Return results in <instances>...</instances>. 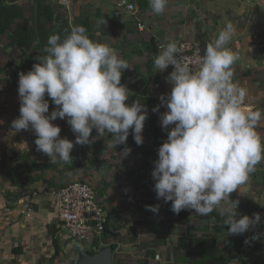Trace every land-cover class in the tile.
Instances as JSON below:
<instances>
[{
  "label": "crops",
  "instance_id": "crops-1",
  "mask_svg": "<svg viewBox=\"0 0 264 264\" xmlns=\"http://www.w3.org/2000/svg\"><path fill=\"white\" fill-rule=\"evenodd\" d=\"M118 2L133 4L135 11L123 8L116 16ZM254 7L264 11V0H169L160 15L152 12L149 0H69L67 5L61 0H0V79H7V120L0 116V144L7 145L6 151L0 150V264H76L81 250L61 231L49 191L79 181L92 185L105 207L104 247L113 249V264H264L262 162L249 181L208 216L194 210L173 213L171 202L157 199L152 178L158 149L167 140L160 121L167 109L160 96L172 90L167 77L173 69L154 70L159 45L191 41L205 52L229 22L236 29L233 37L243 34ZM76 25L129 63L121 83L135 95L127 103L139 98L149 118L141 146L130 130L125 145H107L111 136L96 139L74 147L71 165L52 164L37 151L32 130L16 132L11 127L20 115L19 73L38 62L51 35L63 37ZM230 48L239 57L234 81L248 92L245 110L264 109V30ZM49 103L50 114L56 106ZM157 106L159 112H153ZM53 123L61 127V138L75 141L66 120ZM257 131L264 137V120ZM126 148L131 149L128 154ZM235 201L237 219L260 213L261 221L242 235L229 236L225 212L235 210ZM146 205H160L159 212L146 210Z\"/></svg>",
  "mask_w": 264,
  "mask_h": 264
},
{
  "label": "clouds",
  "instance_id": "clouds-1",
  "mask_svg": "<svg viewBox=\"0 0 264 264\" xmlns=\"http://www.w3.org/2000/svg\"><path fill=\"white\" fill-rule=\"evenodd\" d=\"M168 2L149 0V6L160 15ZM235 30L229 22L218 32L196 70L175 42L161 44L153 59L154 70L172 66L173 71L167 77L171 92L160 96L167 109L160 116L167 140L158 149L152 178L157 199L171 202L170 210L177 215L194 210L208 216L264 161V137L257 131L264 109L246 111L247 89L233 78L239 57L229 45ZM43 52L31 70L19 73L20 115L11 124L16 132L32 130L37 151L52 164L71 165L74 147L96 139L111 136L107 145H125L130 130L137 146L143 145L148 109L139 98L127 103L135 93L121 80L130 65L114 48L93 41L84 26L76 25L63 37L51 35ZM49 100L56 106L50 114ZM57 119L66 120L75 141L61 138V127L53 123ZM238 204L225 212L229 236L242 235L261 221L260 213L237 219ZM159 209L146 205L153 213Z\"/></svg>",
  "mask_w": 264,
  "mask_h": 264
},
{
  "label": "built area",
  "instance_id": "built-area-1",
  "mask_svg": "<svg viewBox=\"0 0 264 264\" xmlns=\"http://www.w3.org/2000/svg\"><path fill=\"white\" fill-rule=\"evenodd\" d=\"M65 5L69 0H61ZM129 12L135 11L133 4L125 5L117 3L116 16L121 9ZM139 29L144 30L145 25L139 23ZM181 49L180 55L188 58L193 70L198 69L204 51L199 45L191 41H183L177 44ZM160 52V45L158 47ZM173 69L172 66H169ZM264 168V161H262ZM38 196V193L34 194ZM56 209L61 231L71 243L81 251L94 253L104 247L105 232L108 219L104 205L97 199L95 189L86 182H72L49 191Z\"/></svg>",
  "mask_w": 264,
  "mask_h": 264
},
{
  "label": "water",
  "instance_id": "water-1",
  "mask_svg": "<svg viewBox=\"0 0 264 264\" xmlns=\"http://www.w3.org/2000/svg\"><path fill=\"white\" fill-rule=\"evenodd\" d=\"M263 30L264 11L254 7L244 33L233 37L231 44L252 36H256ZM76 264H113V249L109 247H103L93 254L86 251H80Z\"/></svg>",
  "mask_w": 264,
  "mask_h": 264
},
{
  "label": "rangeland",
  "instance_id": "rangeland-1",
  "mask_svg": "<svg viewBox=\"0 0 264 264\" xmlns=\"http://www.w3.org/2000/svg\"><path fill=\"white\" fill-rule=\"evenodd\" d=\"M2 75V73H0ZM7 91V79H0V116L7 120V95L3 94V91ZM1 125V124H0ZM7 145L0 144V150L6 151Z\"/></svg>",
  "mask_w": 264,
  "mask_h": 264
},
{
  "label": "trees",
  "instance_id": "trees-1",
  "mask_svg": "<svg viewBox=\"0 0 264 264\" xmlns=\"http://www.w3.org/2000/svg\"><path fill=\"white\" fill-rule=\"evenodd\" d=\"M54 245H55V247L57 248V243H56V241H54ZM57 252H58V249H57ZM92 254V253H91Z\"/></svg>",
  "mask_w": 264,
  "mask_h": 264
}]
</instances>
